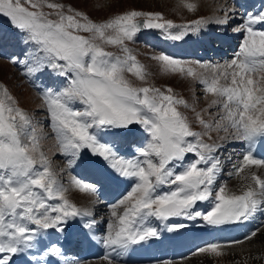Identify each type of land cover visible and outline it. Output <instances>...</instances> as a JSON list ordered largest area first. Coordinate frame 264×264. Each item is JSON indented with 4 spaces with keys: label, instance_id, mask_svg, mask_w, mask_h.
Masks as SVG:
<instances>
[{
    "label": "rangeland",
    "instance_id": "obj_1",
    "mask_svg": "<svg viewBox=\"0 0 264 264\" xmlns=\"http://www.w3.org/2000/svg\"><path fill=\"white\" fill-rule=\"evenodd\" d=\"M204 2L0 0V118L17 131L18 148L28 159L24 160L15 145L8 142L3 134L0 135L1 259H7L22 246L29 249L31 243L39 247L43 241L41 237L48 240L49 232L46 234L41 226L49 223L44 219L51 217V210L59 221L55 224L59 231L64 226L63 216L72 217L79 211L85 213L80 222L95 225L96 229L101 227L96 220L87 218L90 206L87 209H70L79 207L73 201L69 202L67 197L69 191L74 189L94 197L91 188L87 191L74 185L67 191L69 181L73 182L75 177L80 178L85 174L81 166L90 162L86 156H105L112 161L113 166L126 171L131 182L137 181V186L129 185L117 204L114 203L116 205L110 208L111 220L105 221L108 228L102 231L104 235L110 232L112 236V233L128 230L130 227L127 229L125 226L132 224V219L128 222L129 218L136 214L137 217L145 215L152 223L140 234L143 237L154 235L156 230L162 229L159 220L163 217L169 219L164 205L172 200L186 204L185 210L180 213L185 218L207 217L210 224L240 219L239 215L244 207L249 206L250 199L246 200L245 205L241 204L243 201L234 196L231 198L228 192L223 191L222 185L223 181H231L234 176L226 175L223 180L218 177L216 186H208L209 175L199 170L200 165L196 161L190 166L187 163L192 158L191 151H204L202 154L208 150L209 153L214 151L213 143L224 136L226 126H230L229 129L237 127L242 134L244 131L249 132L244 130L246 123L252 125L253 130L264 127V32L253 35L250 30L243 31L235 39L234 51L239 53V59L258 58L252 70L226 68L223 66L224 60H204V65L197 59H193L191 65L172 62L170 58L163 59L155 54L149 44L141 47L132 42L131 37L133 30L129 23L143 19L157 37L170 39V36L162 33L164 31L169 34L178 32L175 33L177 38L198 33L191 36L198 38L205 33V26L212 27L213 20H216L214 24L217 25L223 18L221 16L228 14L227 9H221V0ZM218 4L222 6L218 8ZM234 8H229V12L235 13ZM202 25H205L203 32ZM224 26H219L221 31H216V27L214 30L221 36L224 33L226 35L228 32H225ZM233 27L229 26V29ZM8 36L13 40L7 41ZM232 36L236 34L233 32ZM136 37L145 40L138 31ZM191 37L179 42L185 47L188 43L184 42ZM208 44L212 45L210 41ZM231 58L228 56V59ZM236 72L241 74V80L235 78ZM200 75H204L207 84L202 92V80L198 78ZM234 84L240 85L241 98L247 99V105L239 113L241 121L246 123L238 120L230 123L232 111L220 103L231 92L230 86ZM96 98L102 101L98 104V110L93 108L92 103ZM104 123L119 130L136 127L145 131L148 137L151 136L153 143L149 142L147 148L138 149L132 145L133 149L127 153H115L102 141L101 128ZM109 130L104 133L106 139L123 142L125 138L139 134L138 143L149 141L140 131L135 130L137 134L134 131H113L124 137L118 139L111 137L112 132ZM231 134L229 137H232ZM77 135L82 139L81 142ZM231 141L235 142L236 139ZM191 143L198 146L186 152ZM229 143L227 139L226 146L215 152L219 168L222 166L221 170L218 169L220 176L228 173L225 172L226 163L220 160L231 154ZM125 148L129 149V146L120 151ZM9 150L19 154L14 153L10 157ZM83 160L88 161L84 163ZM204 160L201 157L199 163ZM103 165L110 168L107 164ZM197 175L202 176L201 182L192 187L187 186L191 179L198 181ZM183 180L189 182L184 184ZM81 181L84 185L89 184L84 178ZM252 192L264 194V188L262 186ZM6 196L9 200L16 196L14 209L6 207L5 199L2 198ZM216 196H221L218 202L208 201L210 204L201 207L207 199H215ZM201 197L204 199L191 206L190 200ZM260 197L264 198L262 195ZM94 204L92 207L97 206ZM44 206L52 208L45 207L44 210L48 209L45 212ZM107 210L104 208L102 212ZM248 211L256 213L252 217L261 215L257 209ZM96 213L93 212V215L98 216ZM101 217L108 215L103 214ZM194 220L200 219L191 221ZM262 220L261 227L255 230L264 227V217ZM179 221L184 222L182 219ZM57 229L53 231L55 235L58 234ZM255 230L251 238L244 236L224 243L229 245L219 242L195 247L179 257L183 260L194 257L199 264H264L262 254H251L243 260H235L231 256L233 252L229 250L232 246H237V249L239 244L254 240ZM105 241L102 240L103 245ZM33 245L30 251H33ZM49 245L55 246V241ZM70 256L72 253L68 252L66 257ZM27 257L30 259V256Z\"/></svg>",
    "mask_w": 264,
    "mask_h": 264
},
{
    "label": "bare ground",
    "instance_id": "obj_2",
    "mask_svg": "<svg viewBox=\"0 0 264 264\" xmlns=\"http://www.w3.org/2000/svg\"><path fill=\"white\" fill-rule=\"evenodd\" d=\"M204 1L205 0H203V2ZM255 1L256 0H247L248 5L246 6V8H250L252 6V3ZM221 2L223 3V6H224L225 0H221ZM204 3L207 4L206 2H204ZM231 3H232L231 7L232 8L235 7L234 8L235 9V11H234L235 15H241V12H239V8L236 9V7H238L241 3L238 2V0H233ZM209 5H211V4H209ZM219 6L221 7L222 5L218 4L217 7L219 8ZM236 13H240V14H236ZM242 15H245L246 17L243 18L241 16L240 17L235 16L236 17V18H234L235 21L239 22V21H244V19H245L246 24H248L249 26L252 24L254 30H257V29L262 28L264 26L263 25L264 24V20H263L264 19V13L261 12V9L255 8L253 13L247 15L246 12H243ZM213 21L215 23L216 20H213ZM226 21H227V17L226 18L223 17L222 19H220V21H218L219 23L217 24V26L225 25L224 28L226 30L225 29L224 30H225V32H228V34H229L231 31L228 29V25H226ZM214 23L212 24V27H210V28H209V26L204 27L205 33H203L202 36H200L198 38L191 37V38L187 39L184 42V43H188L187 45L185 44L186 46L184 45L185 47L182 46L181 42H179V41L175 42L171 38L170 39L169 38L163 39L161 36H159V37L155 36L154 30H149V28L145 31L139 30L138 32H139V35H141L147 42L152 43L151 45H153V44L159 45L160 48L167 51L171 55L177 54L178 56L186 57V56L193 54L194 56H196L197 58L202 60L203 57H209L210 56L209 53L212 52V54H214V52L216 50L220 52L219 54H223L224 50H228V49H226L225 45H222V46L217 45V47L214 48L212 45L208 44L209 41L211 42L209 36H212L211 38L217 40V42H222L226 45L228 43L234 41L233 36H232L233 32H231L230 35H228V34L225 35V33H224V35L221 36L220 33L216 32L214 30V27H215ZM206 27H208V28L205 29ZM235 31H237V33H240V30L238 28ZM234 34H236V33H234ZM165 36H166V34H165ZM9 40H13L12 37H9ZM237 120L238 119L234 120V122ZM242 123H244V122H242ZM229 127L230 126H228V127L226 126L224 136H222V137L220 136L221 139L218 140L217 142L213 143V144H215L214 151H211L212 158L217 161V157H214L217 153L216 151H218L219 149H222L223 147L226 146L225 142H227V139L230 138L229 135L233 131V134H231L232 135L231 139H234V140L236 139V141L235 142L229 141L230 143H229L228 147H230L229 151L231 152V154L227 155V157H222L223 159L220 160V161H224L226 163V168H225L226 171L225 172H228V173L225 175H222V173H220L222 175V176H220L218 174V171H217V177L212 176L213 177L212 183L215 184L218 177H221L220 179H222L226 175L227 176H230V175L234 176V178L231 181H227V182L223 181V183H222V185H224L223 191L228 192V194L230 196L242 197V198H245L246 200L249 198L250 202L248 203V205H249L248 208H250L252 210L257 209V211H259V213L261 215L259 217H252L256 213H251L245 209L244 213L240 215V219L238 221H235L236 223H234L233 225H229V226L221 225L218 229H215L216 233L212 232V229H209L205 225H203V223L200 220H194V221L190 220L187 224L175 225V226H173L172 229H174V227H178L179 232H180L174 237V239H177L176 242L172 243V241H171V244H169L170 248L168 250L160 247V252H161L160 257L155 259V261L152 262L151 264H199L197 260H194V257H192L188 260L187 259L183 260V259L177 258L171 262L169 261V259L174 257V256L175 257L178 256L180 253L188 251L193 246H196V245H199L202 243H206V242H211V241H214L217 239H223L225 236L229 237L232 240L241 239V238H244V236H246V237L249 236V238H251V236H253V232H254L255 228H257L259 226L261 227V224L263 223L262 217H264V200H258L259 198L258 199L257 198L256 199L251 198V192L253 190H255V191L259 190L262 186L264 188V160L262 162H259V161H255L256 160L255 158L246 157L243 154V148H241V147L242 146H245L246 148L250 147L249 150H251V151L255 150V156L258 155V156L264 157L263 144H257V140H256V135L262 133L263 130H261L259 133H257L255 129L253 130L252 125H250L249 123H246L244 125V130H247L249 132L244 131L245 133L242 134V132H240L241 129H239L237 127H233V129H231V128L229 129ZM109 129H111V130H109ZM109 129H107V130H109L110 133L112 132V134H110L111 137L114 136V138L116 137L118 139H124V137L121 138V135H119L118 133H114V132H118V131H115L113 128H109ZM135 134H137V133H135ZM138 136H140V135L139 134L138 135H132L130 137H133L132 138V140H133L134 138H137ZM108 138H110V137H108ZM105 140H108V139L105 138ZM249 142H252L253 145L250 146ZM93 168L98 172L100 179L97 180V182L99 183V185H101V181H105L101 176H103L105 174L111 176L109 174L110 168L107 169L106 167H104L103 164L101 166H92L91 170ZM218 169L221 170L222 166L219 168V165H218ZM125 181L128 182L129 180L125 179ZM69 182L70 183H68V185H67V191L70 190L71 186L73 187L74 185H76L71 181H69ZM92 191H93V189H92ZM86 193L83 191H80V190L78 191V190L74 189L73 191L72 190L69 191V194H68L69 196H67V197H68L69 202L73 201L75 204H77V206L79 208H88V206L92 205V201L94 200V197L91 198L90 196H88V193L87 194ZM99 195L101 197L102 196H108V194L104 195V193H100ZM242 203H244V205L246 204L244 201ZM96 214H99V213H96ZM130 220L131 219H129L128 222H130ZM64 223H65V229L63 228L64 232L62 234L61 233L58 234L60 236V238L57 239V242H58L57 243L58 244L57 249H56V247H50V245H49V243H51L52 241H55V237H56V235L51 236L52 233H50L51 238H48V240H44V239H46V237H44V238L41 237L43 240V244L39 247V249L36 246L35 249H33V251L36 250L37 252H40V248H43L42 252L45 251L47 254L53 252L54 256L58 257L57 258L59 260L58 264H70L71 260L64 259L63 258L64 254H62L60 252L61 253V255H60L58 248L61 247V251L68 249V247L72 248L73 246L67 241L70 240L71 233L79 230V227L75 224V222L72 221V219H70L68 217L65 219ZM145 223H148V221L139 220V221L135 222L134 225H130L131 227L128 230H124L122 232V233H124L125 236L123 234L121 235V233H119V232H116L115 234L112 233L110 240L106 236L105 238H106L107 243H108L107 246H109L108 249L98 248L94 244V242L96 240L95 237H98V238L103 237L104 238V236L102 235V233H95L91 230V232H92L91 234L94 235L95 237H92V241L90 242V244L93 245V247L96 249V251H101L102 254L104 252L105 255L112 256L115 259V262L114 263L113 262L108 263V262H106L108 259L107 260H100L99 259L100 254H98V255H95L96 256L95 258L90 259L91 261H85V263H83V264H138V263H128L125 260L128 258L144 256L146 252H142V251H132V252L128 251V252H126L124 250V248L126 247V245L128 243H126L125 240H128L127 235H130L128 232H132L134 234L138 233L140 231V227ZM193 223H195V224H193ZM175 224H177V223H175ZM125 227H127V226H125ZM172 229L168 227V230H167V226H165L164 229L162 228L161 230L164 233L165 232L171 233L170 235L172 236L173 235ZM161 230H160L159 234L161 233ZM165 230H167V231H165ZM256 231H257V233L255 234L254 240L244 242L243 245L239 244L237 249H236L237 246H234V247L232 246L231 248H229L230 252H233V253H231V256L235 260H243L244 257H248L251 254H253V255L254 254H259V255L262 254L264 256V227L256 229L255 232ZM249 232H251V233L249 234ZM193 233H194V236H193ZM162 242L163 241H161V243ZM84 243H86V241H84ZM230 244H233V243H230ZM99 245L102 246L101 243ZM167 245H168V242L166 243L165 246H167ZM120 249L122 250V253H121ZM57 250H58V252H56ZM33 251L29 250V252L23 253V254H26L25 256H23V262H25V264H32L33 261L38 262L40 257L45 258V259L47 258V259L51 260L50 254L46 255V257H44L41 254H39V255L33 254L32 253ZM203 254L205 255V253H203ZM19 255L20 254L16 255L15 258L13 256L12 258L17 260L19 258ZM33 255H35V256H33ZM27 256H30V259ZM52 262L54 264V261H52ZM43 263H45L44 260H43ZM43 263H40V264H43Z\"/></svg>",
    "mask_w": 264,
    "mask_h": 264
},
{
    "label": "water",
    "instance_id": "obj_3",
    "mask_svg": "<svg viewBox=\"0 0 264 264\" xmlns=\"http://www.w3.org/2000/svg\"><path fill=\"white\" fill-rule=\"evenodd\" d=\"M133 25L137 29H142L145 27L141 20L134 22ZM168 209H169L170 213H174L175 211H177V208L173 204H169Z\"/></svg>",
    "mask_w": 264,
    "mask_h": 264
},
{
    "label": "trees",
    "instance_id": "obj_4",
    "mask_svg": "<svg viewBox=\"0 0 264 264\" xmlns=\"http://www.w3.org/2000/svg\"><path fill=\"white\" fill-rule=\"evenodd\" d=\"M1 128H7L8 129V126H7V124L5 125L4 123H1Z\"/></svg>",
    "mask_w": 264,
    "mask_h": 264
}]
</instances>
